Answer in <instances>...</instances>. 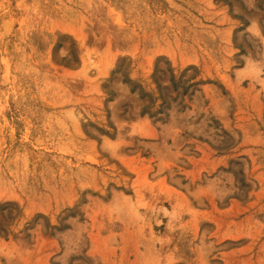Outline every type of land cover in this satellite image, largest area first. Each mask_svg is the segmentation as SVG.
Instances as JSON below:
<instances>
[{"label": "rangeland", "instance_id": "obj_1", "mask_svg": "<svg viewBox=\"0 0 264 264\" xmlns=\"http://www.w3.org/2000/svg\"><path fill=\"white\" fill-rule=\"evenodd\" d=\"M0 264H264V0H0Z\"/></svg>", "mask_w": 264, "mask_h": 264}]
</instances>
